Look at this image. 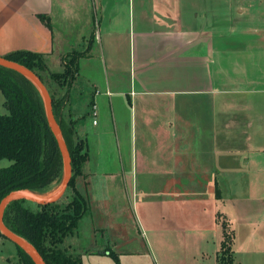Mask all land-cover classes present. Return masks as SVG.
<instances>
[{"label":"crops","instance_id":"0c3cea01","mask_svg":"<svg viewBox=\"0 0 264 264\" xmlns=\"http://www.w3.org/2000/svg\"><path fill=\"white\" fill-rule=\"evenodd\" d=\"M201 1L214 14L207 20ZM223 2L224 18L215 15L217 0H0V56L31 50L62 67L63 55L76 43L85 49L94 34L79 61L80 71L94 67L86 85L97 93L95 115L78 126L89 157L77 188L119 235L124 197L138 205L139 190L162 178L167 218L201 226L197 264H218L222 221L232 232L234 262L264 242V193L243 190L237 179L252 169L264 173L249 163L264 155V0ZM58 17L64 23L56 32ZM88 102L82 97L74 112L85 113ZM244 241L253 248L241 249ZM92 252L81 253L83 263L103 257Z\"/></svg>","mask_w":264,"mask_h":264},{"label":"trees","instance_id":"16d2710c","mask_svg":"<svg viewBox=\"0 0 264 264\" xmlns=\"http://www.w3.org/2000/svg\"><path fill=\"white\" fill-rule=\"evenodd\" d=\"M47 23L51 26L50 18H47ZM93 39L94 34L89 38L85 49H74L66 53L62 57L61 71H49L44 53L16 50L5 55V58L36 72L42 81L41 72L49 71L51 79L65 89L60 96L53 93L50 95L60 133L71 155L73 172L66 191L72 190L73 195L64 206L57 201L48 204L34 202L36 205L32 207L27 204V199H14L7 204L2 218L11 231L37 248L46 264H84L82 256L70 252L64 243L75 234L80 221L90 210L87 199L76 185L77 177L83 174L84 164L89 157L87 143L79 137L78 126L80 122L93 116L97 89L92 86V89L86 90L89 108L82 115H76L72 108L73 104L82 102L81 99L72 101V90L78 82L79 61L89 55ZM0 89L9 111L0 114V160L12 161L10 165L0 168V202L14 190L46 194L54 183L63 180L65 163L49 124L44 96L25 74L1 65ZM221 223L224 239L218 264H234L232 232L226 221ZM0 234L4 236L1 231ZM16 247L20 256L19 264H37L23 248L18 245ZM107 250L116 264H120L119 255L110 248Z\"/></svg>","mask_w":264,"mask_h":264},{"label":"rangeland","instance_id":"374dc122","mask_svg":"<svg viewBox=\"0 0 264 264\" xmlns=\"http://www.w3.org/2000/svg\"><path fill=\"white\" fill-rule=\"evenodd\" d=\"M202 8L200 15L205 20L212 17L214 14L209 13V3L207 1L200 2ZM212 8V6H211ZM225 6L223 0H217L215 15L224 18ZM92 20L96 22L94 12H91ZM210 14V16H209ZM92 21V22H93ZM54 26L56 32L59 27L63 26V18H54ZM96 29H98L97 25ZM82 28L81 25L78 26ZM78 27H76L78 29ZM92 24V29H94ZM75 39L77 32L74 34ZM73 43H76L73 40ZM76 49H82L83 45L74 44ZM64 56V55H63ZM48 63V62H47ZM49 71H60L63 69L60 65L50 62L48 64ZM49 71H42V78L45 85L48 87L49 92L56 96H60L65 92L64 88H61L56 81L52 80ZM91 72H95L92 65H86L81 71H79L78 82L74 84L72 90V101L82 100V97L87 95L86 90L92 89V86L86 85V75ZM88 88V89H87ZM5 97L0 89V114L8 113V108L4 104ZM77 115V114H76ZM246 161V160H245ZM247 162V161H246ZM12 163L9 159L0 160V168L8 166ZM251 165L257 164L264 168V155L256 153L249 161ZM254 172V173H253ZM65 176V175H64ZM192 179V178H191ZM242 189L250 186L252 191H259L264 193V173L257 171H248L246 176L237 178ZM64 180V178H63ZM63 180L60 183H54L46 194L41 196L51 197L57 193L61 187ZM156 188H149L137 193L138 205L129 202L128 197L125 199V207L123 217L121 218L122 226H120L122 234H115L111 232L114 224L112 222L103 224V217L99 215L97 210H90L80 221V225L75 232V235L68 237L64 243V246L69 249L70 252L76 255H81L83 251H94L99 256L103 257H87L85 258V264H116V261L112 256L106 254L107 249L115 250L119 252L120 264H197L199 258L193 255V250L197 241L194 238V234L201 229V226H195L192 220H188L186 224L178 223L177 215H174V221H170L165 215V206H162V199L166 202L165 195L162 194V178H156ZM224 185V184H223ZM228 183L226 186H222L223 191H229ZM255 189H253V188ZM263 187V188H262ZM113 197L115 193H112ZM73 195L72 190L66 191L64 195L58 200L62 206L68 203ZM118 195V194H116ZM187 193L186 196H189ZM120 196V194H119ZM130 196V194H129ZM257 198L256 195H252L251 199ZM248 199V200H251ZM135 200V202L137 201ZM226 204V200L221 199L218 201V209L224 207L220 205ZM27 204L34 207L36 204L32 200H27ZM166 204V203H165ZM92 207L96 204L91 201ZM175 211V210H174ZM261 213V210H258ZM176 214V213H175ZM262 224L264 225V218ZM107 221V220H106ZM261 221V220H260ZM107 226V227H105ZM96 229V231H95ZM264 229V228H263ZM221 229H216L211 232H217L218 237L221 236ZM113 231V230H112ZM231 231V230H230ZM183 234H186V241H181ZM179 235V239L177 238ZM255 245L256 242H253ZM259 243V253H239L235 254L234 264H264V242ZM241 249L253 248L248 242H240ZM241 252V253H240ZM20 256L16 247V244L10 239L0 234V264H19ZM209 264V262L207 263Z\"/></svg>","mask_w":264,"mask_h":264},{"label":"water","instance_id":"95a60500","mask_svg":"<svg viewBox=\"0 0 264 264\" xmlns=\"http://www.w3.org/2000/svg\"><path fill=\"white\" fill-rule=\"evenodd\" d=\"M0 65L5 66L8 68L15 69L23 74H25L28 78H30L35 85L39 88L41 91L42 95L44 96L46 106H47V113H48V120L50 127L57 138L60 150L63 154L64 157V163H65V176L63 183L59 190L57 191L56 194H54L51 197H43L41 195L35 194L33 192H30L28 190H14L7 194L0 202V231L1 233L6 236V238L10 239L13 241L16 245L20 246L23 248L33 259L37 264H46L43 256L41 253L37 250L36 247H34L27 239L24 237L16 234L15 232L11 231L3 222V212L7 206V204L18 198H24L27 200H32L36 203L40 204H48V203H53L57 202L66 192L70 180L72 178V164H71V155L70 151L68 149V146L66 144V141L62 137V134L60 133V128L57 124L56 117L54 115L53 111V104H52V97L50 95V92L47 88V86L44 84L42 79L39 77V75L31 70L30 68L26 67L25 65L9 60L5 58L4 56H0Z\"/></svg>","mask_w":264,"mask_h":264},{"label":"built area","instance_id":"2783aa9c","mask_svg":"<svg viewBox=\"0 0 264 264\" xmlns=\"http://www.w3.org/2000/svg\"><path fill=\"white\" fill-rule=\"evenodd\" d=\"M95 115V107H94V111H93V116ZM94 123H96V121L94 120Z\"/></svg>","mask_w":264,"mask_h":264}]
</instances>
